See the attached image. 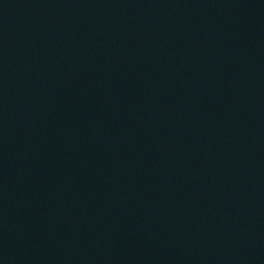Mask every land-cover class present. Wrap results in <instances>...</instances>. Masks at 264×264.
Returning <instances> with one entry per match:
<instances>
[{
  "label": "water",
  "instance_id": "water-1",
  "mask_svg": "<svg viewBox=\"0 0 264 264\" xmlns=\"http://www.w3.org/2000/svg\"><path fill=\"white\" fill-rule=\"evenodd\" d=\"M0 264H264V0H0Z\"/></svg>",
  "mask_w": 264,
  "mask_h": 264
}]
</instances>
